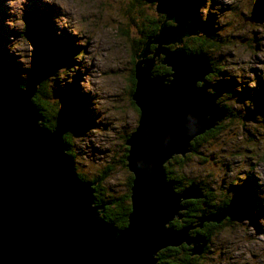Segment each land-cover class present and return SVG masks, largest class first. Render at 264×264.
Masks as SVG:
<instances>
[{"label":"clouds","instance_id":"obj_1","mask_svg":"<svg viewBox=\"0 0 264 264\" xmlns=\"http://www.w3.org/2000/svg\"><path fill=\"white\" fill-rule=\"evenodd\" d=\"M28 3L29 0H3L7 13L3 22L15 31L9 35L5 47L25 70L32 69L35 53L24 18ZM159 3L160 0H41L42 5L51 6L56 13L51 17L54 36L67 34L73 38L74 62L58 65L36 83L30 101L43 90L50 105H55L54 114L48 115L33 102L41 114L36 124L49 132L55 130L62 108L60 97L53 92L55 84L59 81L64 88L79 73L76 83L80 93L88 98L92 122L83 130L69 128L61 133V141L66 144L63 152L71 158L76 178L93 190L90 207L97 210L104 222L122 231L129 226L134 211L133 187L137 178L136 170L130 166L128 141L143 120V106L136 99L137 66L144 67L142 61L150 59L153 63L149 78L164 76L162 84L167 86L175 79V69L164 62L165 52L156 54L158 47L169 51L182 49L185 55L203 54L210 70L202 79L195 80L194 87H204L214 97L213 103L226 110L225 114L218 119L206 116L210 123H204L193 112H185L182 126L187 148L168 149L159 169L164 182H171L173 193L179 195L193 184L201 193L180 196V207L164 221V229L178 231L187 227L189 237L200 234L204 239L199 252L191 251L195 243L182 240L168 254L174 264H190L193 260L195 264H264V215L255 216V223L248 215L234 217L231 213L218 219L202 222L199 219L229 207L235 195L230 187L243 184L250 174L258 186L255 197L259 205L254 214L264 208V112L256 110L251 95L243 99L237 95L245 88L256 89L258 80L264 81V20L250 19L257 0H197L195 13L199 21L207 23L213 17L211 35L197 27L178 40L153 39L149 43L162 26H177L167 11L158 10ZM186 23H192L191 17ZM193 36L202 38L201 42L189 43L188 38ZM146 44L148 50L144 53ZM164 66L168 70H162ZM19 76L21 81L16 87L24 90L28 71H21ZM230 80L234 81L233 88L221 90L217 95L213 85ZM52 111L49 107V112ZM171 140L172 134L165 133L161 148L167 149ZM145 167L151 171L153 164H145L140 158L135 160L136 169ZM101 192L105 201L119 203L122 208L119 217L112 216L117 204L105 210L99 199ZM188 197L201 199L189 204ZM188 207L195 208L194 216L184 215ZM206 220L216 222L204 224ZM168 244L173 243H165L152 252L154 264H159Z\"/></svg>","mask_w":264,"mask_h":264},{"label":"water","instance_id":"obj_2","mask_svg":"<svg viewBox=\"0 0 264 264\" xmlns=\"http://www.w3.org/2000/svg\"><path fill=\"white\" fill-rule=\"evenodd\" d=\"M168 15L172 16L171 12ZM263 16L264 7L257 6L250 19L259 21ZM172 17L177 26H162L149 43L153 39L178 40L182 34L193 32L179 15ZM147 50L146 44L144 53ZM161 51L166 53L164 62L175 69L170 85L162 84L164 76L149 78L150 59L142 61L144 67L137 66L136 99L143 106V120L128 141L130 166L137 178L134 211L129 226L122 231L104 222L90 207L93 190L76 178L71 158L64 155L61 133L67 126L66 113L49 132L36 124L40 115L29 99L35 83L19 90L0 77V264H154L151 254L156 248L165 243H173L165 247H177L175 243L182 240L196 244L192 252L201 251L198 242H203V237H189L187 227L178 231L163 227L180 207V196H198L200 189L193 184L179 195L173 193L171 182H164L159 164L168 149L187 148L182 126L185 112L191 111L202 122L210 123L206 116L222 118L226 110L213 103L214 97L204 87H194L195 80L210 70L204 55H185L182 49L159 47L156 54ZM165 133H171L172 140L167 149H162ZM137 158L145 164L151 162V171L146 167L136 169ZM235 212L234 200L216 215L199 219H218ZM209 221L216 222H204Z\"/></svg>","mask_w":264,"mask_h":264},{"label":"rangeland","instance_id":"obj_3","mask_svg":"<svg viewBox=\"0 0 264 264\" xmlns=\"http://www.w3.org/2000/svg\"><path fill=\"white\" fill-rule=\"evenodd\" d=\"M170 1L177 4L179 6V8H182V11L184 12L183 15L186 18H189V16H191V15H196L198 17V15L195 13V7H196L197 0H170ZM257 6H259V5L256 3V5L254 6L253 9H256ZM162 11H167V9L165 10V8H164ZM46 14L50 15V20H51V17L53 15H55L56 13L51 6L42 5L41 0H29L28 5L25 6L24 18H25L27 25H28L27 35L32 40L33 44L35 45V53H34V57H33V66H32L31 70H35V69L41 70L44 74L43 78L46 77L49 73L55 71V68L58 65L64 64L63 61L61 62V58L56 59L53 57V55H52L53 52L46 45L42 44V42H41L42 40H40L41 39L40 35L38 34L37 31L34 30L33 27H31V25L34 24V21L38 16L43 17ZM6 15H7V13H6L5 8L3 7V0H0V54L1 53L5 54L4 60L6 61L5 62L6 67L4 70L6 71L7 75L12 76L11 79H13V81L14 80L21 81V78L17 79V77L19 76V73L21 71H28V73H30L31 70L23 69L16 62V58L13 55H11L7 51V48L5 47V45L9 42L8 41L9 35L15 34V31L13 29H9L3 22ZM171 15L175 16L176 14L174 15V13L171 12ZM212 19H213V17L210 16L209 20H208V23L211 26H212ZM261 20H264V16ZM261 20H259V21H261ZM64 36H68L70 42L73 43L72 37H70L67 34H65ZM197 38L199 39V37H197ZM190 40L188 41L189 43L191 42ZM73 51H74V48H70L68 50L70 55H72ZM78 78H79V73H77V76L74 77L73 83L70 85H66L64 88H61L59 86V81H57L55 84L54 90H53L54 95L59 96L61 99V102H62V108H61L59 113L65 112L67 115L66 129L71 128L74 131L83 130V128L87 127L92 122V113L88 108V98L84 94L80 93L79 88H78L77 83H76V80ZM217 84H218V86L219 85L223 86L225 90L226 89L231 90L233 88L234 81H232V80H230V81H218ZM213 87L218 88L215 85H213ZM73 91L75 92V94H77L74 96L76 99H78V96L80 97V95L83 96V98L81 99V102H77L78 103L77 105L73 101L69 102L66 100V99H68V97H67L68 94H73ZM237 95H239V97L241 99H243L245 96L251 95V98L254 100V103L256 104V110L264 112V81L258 80V87L256 89L245 88L241 93H238ZM37 102L41 106L46 105L47 108L51 107L53 109L52 114H54L55 105L54 104L50 105V101H49L46 94H45V96H41V98H39L37 100ZM251 115H252V113L250 112L249 116H251ZM230 190L233 191L235 194L232 201H231V202H233L235 200V203H236V212L233 214L234 217L239 216V215H248L251 217V222L255 223L256 222L255 216L264 215V208H259V210L256 211L254 214V209L258 208L259 201L255 197V192L258 190V186L255 184V177L253 175L250 174L248 179L245 180L243 184H241L239 186H231ZM239 191L242 192V195L239 194ZM99 196H101L100 193H99ZM101 198H103V197L101 196ZM187 200H189V199H187ZM95 211H97V210L95 209ZM204 223H208V224L210 223L211 224L210 221L204 222ZM213 223H215V222H213ZM109 224H111V223H109ZM111 226H113V225L111 224ZM258 230H259V228H258ZM198 244H202V242H198Z\"/></svg>","mask_w":264,"mask_h":264},{"label":"trees","instance_id":"obj_4","mask_svg":"<svg viewBox=\"0 0 264 264\" xmlns=\"http://www.w3.org/2000/svg\"><path fill=\"white\" fill-rule=\"evenodd\" d=\"M161 2L159 3L158 9L159 10H163L165 8V10L167 9V12H173L174 15H180L181 18H183L186 21V17L183 15V11L182 8H179V6L175 3H173L170 0H160ZM257 4L259 6L264 7V2L262 3L261 0H257ZM192 19V23L190 24L192 26V31L194 32L195 29L197 27H199L201 30L205 31L206 33H208L209 35H211L214 32V29L212 28V26L207 22V23H201L199 21V18L196 15H191L189 16ZM189 24V23H188ZM31 27L34 28L35 31L38 32V34L40 35V40H42V44L46 45L53 53V57L56 59L61 58V62L63 61L65 65L71 64L73 62L72 60V55H70V53L68 52V50L70 48H74L73 47V43L70 42L69 37L68 36H62V37H55L53 32H54V27L51 23L50 20V15L46 14L43 17L38 16L35 21L34 24L31 25ZM191 39V40H190ZM202 38H197V37H189L188 41L190 40L191 44L195 45L201 42ZM154 47V45H153ZM54 50V51H53ZM203 55V54H202ZM5 58V54L1 53L0 54V77H2L7 83H9L10 85H12L13 87L17 88L16 85L20 82L17 80L11 79L12 76H9L6 74V71L4 70L6 67V61L4 60ZM71 58V59H70ZM164 71L168 70L167 66H164V68L162 69ZM42 73V74H41ZM43 72L41 70H31L30 73H28V77H27V84L33 82L38 83L41 79H43ZM17 79H20V77L18 76ZM217 88V92L221 91V90H225L223 86H218V84L216 83ZM77 95L75 94V92L73 91V94H68V99H66L67 101H73L76 103V105L78 104L77 102H81V99L83 98L82 95H80V97L78 96V99H76L74 96ZM41 96H45V93L43 90L38 91L36 93V95L33 97V102L39 107L41 108L45 113H47L48 115H53L52 112H49V108H47V106L43 105L41 106L37 100L39 98H41ZM32 102V103H33ZM34 105V104H33ZM35 106V105H34ZM36 107L37 111L38 108ZM39 113V112H38ZM62 113H58L57 119L61 116ZM40 117L41 114L39 113ZM209 131V130H206ZM66 146V144H65ZM239 194L242 195V192L239 191ZM100 195L104 198L103 193L101 192ZM209 195H211V193H209ZM101 196H99L100 202L104 204L105 210L107 211L110 207L111 204L115 203L117 204V207L112 209V216L113 217H119L121 212H122V208L119 205V203L117 201L111 200V201H105V199L101 198ZM242 197V196H241ZM201 198L199 199H189V204H192L196 201H199ZM196 214L195 212V208L194 207H188L186 212L184 213L185 216H194ZM213 223V222H212ZM204 224H208V223H204ZM210 224V223H209ZM191 226V225H189ZM200 237H202L200 234H198ZM187 247V245H185ZM177 247H166V249L168 251L166 252H162L159 258V264H174V262L171 260L168 252H170L171 250H174ZM190 264H195V261H191Z\"/></svg>","mask_w":264,"mask_h":264},{"label":"bare ground","instance_id":"obj_5","mask_svg":"<svg viewBox=\"0 0 264 264\" xmlns=\"http://www.w3.org/2000/svg\"><path fill=\"white\" fill-rule=\"evenodd\" d=\"M232 203V202H231Z\"/></svg>","mask_w":264,"mask_h":264},{"label":"flooded vegetation","instance_id":"obj_6","mask_svg":"<svg viewBox=\"0 0 264 264\" xmlns=\"http://www.w3.org/2000/svg\"><path fill=\"white\" fill-rule=\"evenodd\" d=\"M212 223V222H211Z\"/></svg>","mask_w":264,"mask_h":264}]
</instances>
